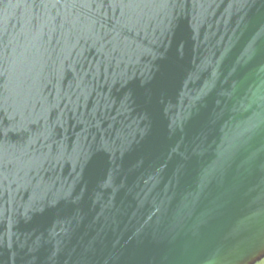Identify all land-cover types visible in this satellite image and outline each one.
Returning <instances> with one entry per match:
<instances>
[{
    "label": "water",
    "instance_id": "water-1",
    "mask_svg": "<svg viewBox=\"0 0 264 264\" xmlns=\"http://www.w3.org/2000/svg\"><path fill=\"white\" fill-rule=\"evenodd\" d=\"M264 258V0H0V264Z\"/></svg>",
    "mask_w": 264,
    "mask_h": 264
},
{
    "label": "rangeland",
    "instance_id": "rangeland-1",
    "mask_svg": "<svg viewBox=\"0 0 264 264\" xmlns=\"http://www.w3.org/2000/svg\"><path fill=\"white\" fill-rule=\"evenodd\" d=\"M255 264H264V258H263L262 260L258 261V262L255 263Z\"/></svg>",
    "mask_w": 264,
    "mask_h": 264
}]
</instances>
